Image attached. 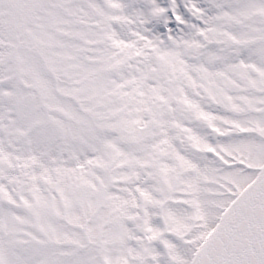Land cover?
<instances>
[{"label": "snow or ice", "instance_id": "1", "mask_svg": "<svg viewBox=\"0 0 264 264\" xmlns=\"http://www.w3.org/2000/svg\"><path fill=\"white\" fill-rule=\"evenodd\" d=\"M0 264H264V0H0Z\"/></svg>", "mask_w": 264, "mask_h": 264}]
</instances>
